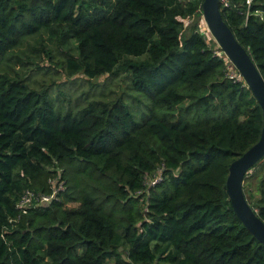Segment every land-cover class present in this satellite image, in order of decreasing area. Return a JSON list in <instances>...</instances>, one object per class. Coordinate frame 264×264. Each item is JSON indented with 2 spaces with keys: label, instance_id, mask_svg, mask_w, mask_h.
Segmentation results:
<instances>
[{
  "label": "trees",
  "instance_id": "16d2710c",
  "mask_svg": "<svg viewBox=\"0 0 264 264\" xmlns=\"http://www.w3.org/2000/svg\"><path fill=\"white\" fill-rule=\"evenodd\" d=\"M202 1L0 0V264H264L225 192L262 112L185 35ZM245 1L220 13L264 79V0ZM242 188L264 223V157Z\"/></svg>",
  "mask_w": 264,
  "mask_h": 264
},
{
  "label": "water",
  "instance_id": "95a60500",
  "mask_svg": "<svg viewBox=\"0 0 264 264\" xmlns=\"http://www.w3.org/2000/svg\"><path fill=\"white\" fill-rule=\"evenodd\" d=\"M201 13L213 40L238 72L262 112L263 123L259 140L230 164L225 192L237 219L260 244L264 245V223L248 204L242 188L248 171L264 157V79L249 53L239 44L223 21L219 0H203Z\"/></svg>",
  "mask_w": 264,
  "mask_h": 264
},
{
  "label": "rangeland",
  "instance_id": "374dc122",
  "mask_svg": "<svg viewBox=\"0 0 264 264\" xmlns=\"http://www.w3.org/2000/svg\"><path fill=\"white\" fill-rule=\"evenodd\" d=\"M202 14V13H201ZM184 26H185V28L187 29L186 30V34L185 35H187V34H189V29H190V27H192V26H194V27H198V30L201 32V34L204 36V38H205V40H206V42L208 43V45H210L209 43H210V39H212L213 40V38H212V36H211V34L209 33V31H208V28H207V26H206V23H205V21H204V18L202 17V15L201 16H198V17H193L192 18V20H190V21H188V20H186V21H184ZM214 41V40H213ZM215 42V41H214ZM216 43V42H215ZM217 44V43H216ZM213 48V50H219L220 48L218 47V45H216V46H214V47H212ZM229 74H232L233 76H234V72H232L231 71V73H229ZM104 81H105V77H102V78H100L99 80H94V84H99V85H102L103 83H104ZM57 83H59L58 81H57ZM63 84V83H62ZM63 85H65V84H63ZM65 87H67L66 85H65ZM114 89H119V88H115L114 87ZM248 183H250L251 184V187L254 189V187H255V181L254 180H249L248 181Z\"/></svg>",
  "mask_w": 264,
  "mask_h": 264
},
{
  "label": "built area",
  "instance_id": "2783aa9c",
  "mask_svg": "<svg viewBox=\"0 0 264 264\" xmlns=\"http://www.w3.org/2000/svg\"><path fill=\"white\" fill-rule=\"evenodd\" d=\"M223 3V5L225 6V7H227L228 6V3H227V0H219V3ZM251 2H252V0H246L245 1V5L247 6V7H249L250 6V4H251ZM230 75V78H234V77H236V75H235V73H234V76L232 75V74H229ZM55 186H57V184H55ZM56 188V187H55ZM51 198L52 197H43V196H40V197H37V200H39V203L41 204V205H46V203H48L50 200H51ZM30 203V198L28 197V198H24L22 201H21V203H20V207H24V206H26V205H28Z\"/></svg>",
  "mask_w": 264,
  "mask_h": 264
}]
</instances>
